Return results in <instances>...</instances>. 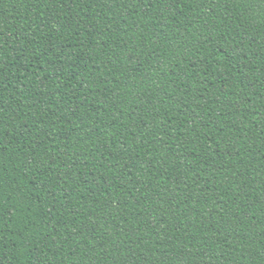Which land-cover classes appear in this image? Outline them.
Masks as SVG:
<instances>
[{
    "label": "trees",
    "instance_id": "obj_1",
    "mask_svg": "<svg viewBox=\"0 0 264 264\" xmlns=\"http://www.w3.org/2000/svg\"><path fill=\"white\" fill-rule=\"evenodd\" d=\"M0 264H264V0H0Z\"/></svg>",
    "mask_w": 264,
    "mask_h": 264
}]
</instances>
